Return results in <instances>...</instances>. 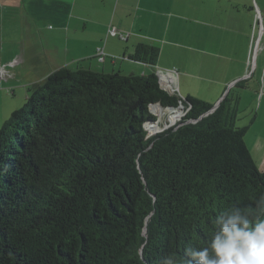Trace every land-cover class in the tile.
Returning a JSON list of instances; mask_svg holds the SVG:
<instances>
[{"label": "trees", "instance_id": "16d2710c", "mask_svg": "<svg viewBox=\"0 0 264 264\" xmlns=\"http://www.w3.org/2000/svg\"><path fill=\"white\" fill-rule=\"evenodd\" d=\"M140 44L133 60L157 65ZM157 71L62 68L29 90L0 129V264H161L206 247L225 208L264 194L236 126L238 99L191 107L147 139L149 107H176ZM203 117V118H201Z\"/></svg>", "mask_w": 264, "mask_h": 264}, {"label": "crops", "instance_id": "0c3cea01", "mask_svg": "<svg viewBox=\"0 0 264 264\" xmlns=\"http://www.w3.org/2000/svg\"><path fill=\"white\" fill-rule=\"evenodd\" d=\"M261 6L258 0H0L1 117L62 68L137 75L177 69L185 99L213 107L238 99L235 124L247 128L246 145L264 172ZM111 27L119 34H110ZM140 44L159 49L155 67L132 59Z\"/></svg>", "mask_w": 264, "mask_h": 264}, {"label": "clouds", "instance_id": "9594fccd", "mask_svg": "<svg viewBox=\"0 0 264 264\" xmlns=\"http://www.w3.org/2000/svg\"><path fill=\"white\" fill-rule=\"evenodd\" d=\"M214 224L208 246L190 248L194 260L185 264H264V194L251 207L225 208ZM161 264H181V260L168 253Z\"/></svg>", "mask_w": 264, "mask_h": 264}, {"label": "built area", "instance_id": "2783aa9c", "mask_svg": "<svg viewBox=\"0 0 264 264\" xmlns=\"http://www.w3.org/2000/svg\"><path fill=\"white\" fill-rule=\"evenodd\" d=\"M261 16L257 14L254 27L260 26ZM110 34L118 35L119 32L115 27H111ZM261 32V31H260ZM122 39H126L123 34H120ZM97 57L100 60L105 59V52L103 48L97 49ZM0 76H4V70L0 69ZM157 76L159 80L160 88L170 94L179 98L178 105L176 107L167 106L164 107L159 103L151 104L149 107L150 114L153 119L145 124V130L147 132V139H150L158 134H161L167 130L177 128L185 120L191 107L184 103V98L179 91V72L177 69H159L157 70Z\"/></svg>", "mask_w": 264, "mask_h": 264}, {"label": "rangeland", "instance_id": "374dc122", "mask_svg": "<svg viewBox=\"0 0 264 264\" xmlns=\"http://www.w3.org/2000/svg\"><path fill=\"white\" fill-rule=\"evenodd\" d=\"M255 0H252V2L254 3ZM258 2L260 3V5H262V9L264 8V0H258ZM264 12V11H263ZM264 14V13H263ZM2 97H0L1 99ZM20 108V107H19ZM1 109H2V106H0V129L2 128V126L10 119V117H1ZM13 110H17L16 108H14ZM12 113H10L11 115ZM9 115V116H10Z\"/></svg>", "mask_w": 264, "mask_h": 264}, {"label": "water", "instance_id": "95a60500", "mask_svg": "<svg viewBox=\"0 0 264 264\" xmlns=\"http://www.w3.org/2000/svg\"><path fill=\"white\" fill-rule=\"evenodd\" d=\"M217 108H218V106H214L213 109L210 112H208L205 115H203V117L213 113ZM203 117H201V118H203Z\"/></svg>", "mask_w": 264, "mask_h": 264}]
</instances>
